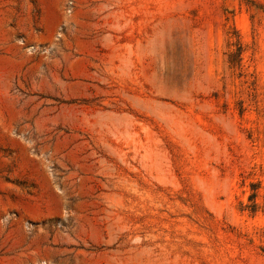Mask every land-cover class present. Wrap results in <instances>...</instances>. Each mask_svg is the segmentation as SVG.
<instances>
[{"label":"rangeland","instance_id":"1","mask_svg":"<svg viewBox=\"0 0 264 264\" xmlns=\"http://www.w3.org/2000/svg\"><path fill=\"white\" fill-rule=\"evenodd\" d=\"M0 264H264V0H0Z\"/></svg>","mask_w":264,"mask_h":264}]
</instances>
